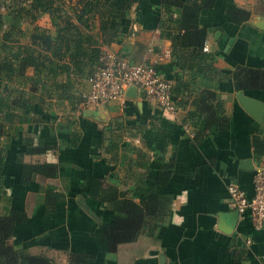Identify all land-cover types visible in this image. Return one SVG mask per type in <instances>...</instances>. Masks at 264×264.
<instances>
[{
    "label": "crops",
    "instance_id": "crops-1",
    "mask_svg": "<svg viewBox=\"0 0 264 264\" xmlns=\"http://www.w3.org/2000/svg\"><path fill=\"white\" fill-rule=\"evenodd\" d=\"M214 1L200 17V25L208 32L204 48L209 52L203 53L215 57L214 67L224 76L238 66L264 70V0ZM161 4V0H140L130 13L124 37L109 49L130 63L153 64L173 84V91L179 89L178 100L184 104H177L180 110L170 114L130 89L122 106L85 107L68 102L60 106L54 101L46 112L37 109L43 123L24 125L5 155L2 171L6 196L1 212L14 209L28 215L9 243L16 250L46 256L55 264H68L72 254L92 257L89 264H264V229H256L249 216H240L228 193V186L236 183L249 197L254 195L255 172L264 168V159L261 163L255 159L252 138L264 132V122L244 110L233 81L227 79L218 83L217 93L230 129L200 144L193 141L196 129L185 119L195 111L196 96L207 87L202 77L192 80L189 70L173 58L166 33L176 26L162 25L166 17ZM230 8L249 12L250 19L242 25L232 23L227 15ZM41 19L50 20L48 16ZM45 27L50 29V22ZM79 89L85 97L89 79ZM242 94L264 104V91ZM116 127L127 130L119 133ZM109 129L147 152L151 178L157 176L161 160L174 162L168 185L157 187L159 194L173 197L169 219L155 237L142 235L134 243L121 245L114 256L108 255L104 232L114 212L89 196L90 183L94 178L104 179L106 187L117 186L139 203L140 194L133 190L144 171L135 167L129 171L128 161L117 165L111 161ZM26 138H32L35 146L42 141L48 151L26 155ZM2 143L6 145L5 138ZM22 163L55 165L58 174L55 179L37 177L22 185ZM48 186L65 196L55 211H48L44 203Z\"/></svg>",
    "mask_w": 264,
    "mask_h": 264
},
{
    "label": "trees",
    "instance_id": "trees-1",
    "mask_svg": "<svg viewBox=\"0 0 264 264\" xmlns=\"http://www.w3.org/2000/svg\"><path fill=\"white\" fill-rule=\"evenodd\" d=\"M161 1L166 17L162 25L169 22L176 26L166 33L172 42L173 58L182 69L189 70L192 80L202 77L207 87L196 96L193 101L195 111L185 119L196 129L193 141L200 144L230 129L224 102L217 93L218 83L231 79L237 93L264 91V70L238 66L231 75L224 76L214 67L215 57L203 53L208 32L200 25V17L203 11L214 6V0ZM139 2L0 0V264H55L46 256H32L9 244L16 227L25 224L28 215L14 209H8L5 214L1 212L6 196L2 184L5 155L12 141L24 131V125L43 123L37 109L46 112L54 101L60 106L65 102L84 105L85 97L79 89L81 83L90 79L100 64L104 49L124 37L130 13ZM227 15L236 25L250 19V13L240 8L228 9ZM43 16L49 17L50 29L38 24ZM179 93V89H174L175 103L183 105L184 100H178ZM116 130L125 133L127 128ZM109 132L107 153L111 155V161L116 165L120 160L128 161L129 171L133 167L144 171L137 176L133 190L140 194L139 203L117 186L106 187L104 179L94 178L90 183L89 196L107 204L114 212L113 221L104 227L108 255L114 256L121 245L134 243L142 235L155 237L169 219L173 197L159 194L157 187L168 185L174 174V162L161 160L157 176L151 178L147 152L124 142L118 132L111 129ZM131 136L136 134L131 133ZM4 138L6 145L2 143ZM24 144L26 155H41L49 149L42 141L35 146L32 138H26ZM252 146L255 159L261 163L264 132L253 136ZM57 174L55 165L22 163L20 182L28 185L37 177L55 179ZM55 191V187L46 188L44 203L48 211H55L57 204L65 198L63 193ZM92 259L88 255L72 254L68 264H89Z\"/></svg>",
    "mask_w": 264,
    "mask_h": 264
},
{
    "label": "built area",
    "instance_id": "built-area-1",
    "mask_svg": "<svg viewBox=\"0 0 264 264\" xmlns=\"http://www.w3.org/2000/svg\"><path fill=\"white\" fill-rule=\"evenodd\" d=\"M209 52V48H204ZM90 91L85 96V107L107 104H124L127 92L134 88L150 104L160 110L176 114L180 108L175 103L173 84L164 79L153 64L130 63L117 53L105 48L100 64L89 79ZM230 201L240 216H249L254 227L264 229V168L254 176V195L249 197L242 188L228 186Z\"/></svg>",
    "mask_w": 264,
    "mask_h": 264
},
{
    "label": "water",
    "instance_id": "water-1",
    "mask_svg": "<svg viewBox=\"0 0 264 264\" xmlns=\"http://www.w3.org/2000/svg\"><path fill=\"white\" fill-rule=\"evenodd\" d=\"M238 101L240 105L244 108V110L256 121H258L259 123L264 122V104L259 103L251 98H248L242 93L238 94Z\"/></svg>",
    "mask_w": 264,
    "mask_h": 264
},
{
    "label": "rangeland",
    "instance_id": "rangeland-1",
    "mask_svg": "<svg viewBox=\"0 0 264 264\" xmlns=\"http://www.w3.org/2000/svg\"><path fill=\"white\" fill-rule=\"evenodd\" d=\"M49 22H50V20L49 21H47V20H42V19H40V21H39V25H40V27H42V28H46L45 26H46V24H49ZM51 24V23H50ZM1 34L2 33H0V36H1Z\"/></svg>",
    "mask_w": 264,
    "mask_h": 264
}]
</instances>
